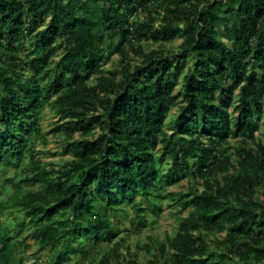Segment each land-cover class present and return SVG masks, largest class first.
<instances>
[{"label": "trees", "instance_id": "trees-1", "mask_svg": "<svg viewBox=\"0 0 264 264\" xmlns=\"http://www.w3.org/2000/svg\"><path fill=\"white\" fill-rule=\"evenodd\" d=\"M262 121L264 0H0V264H124L112 216L166 202L175 233L132 264H264Z\"/></svg>", "mask_w": 264, "mask_h": 264}, {"label": "rangeland", "instance_id": "rangeland-1", "mask_svg": "<svg viewBox=\"0 0 264 264\" xmlns=\"http://www.w3.org/2000/svg\"><path fill=\"white\" fill-rule=\"evenodd\" d=\"M182 39H176L173 40L171 43H145L144 47L146 51H150L153 49H159L161 47H168L176 49L181 44ZM117 64V58L114 57L112 61H110L104 69H111ZM181 88V79L179 80V83L177 85V89ZM177 108L171 112V114H175ZM57 117H52L50 113L48 112V109H46V113L44 115V120L42 121V127L45 131H50L56 124ZM165 127L167 129L170 128V122L169 120L165 121ZM259 136L261 137V140H264V121H262V128L259 132ZM40 149L43 153L44 158H49L51 162H61L70 157V154L66 153L63 149V145H61V141L59 139H50L49 143L46 146L38 145L37 147ZM166 165V162L164 163ZM188 178L182 177L181 180L177 183H173L170 185V190L177 192L179 188L182 186H187ZM7 193L3 191L1 195V199H6ZM127 210L129 211L130 208L128 207ZM188 211L184 210L182 212V216H187ZM9 216V215H6ZM3 220V217L0 215V221ZM112 221L117 225V227L120 229L119 234L114 240L122 239L124 240L125 246H129L130 248V255L128 256V261L124 260V264H132L131 259H137L139 258L140 261L146 262L149 255L146 251H141L138 247H141L143 243L146 242L148 234H154L160 239H164L166 235H173L178 227L179 219H178V213L175 212L173 209L168 207V202L164 204V211L161 215V217L158 219L155 226H151L148 222L146 224L147 228H138L136 225L137 223H134L132 225L130 219L128 216H124L123 213L118 214V219L114 216H112ZM129 230V232L127 231ZM128 232V233H127ZM30 245L34 244L33 240H29L28 242ZM37 247H32L30 252H28L26 255L22 256L20 264H34V252L36 251ZM98 249L96 244H91L88 246V250L86 254H83V252H79L76 254L75 257H72L70 260L65 261L63 264H88L91 255L89 253H92L93 250ZM95 255V254H94Z\"/></svg>", "mask_w": 264, "mask_h": 264}]
</instances>
